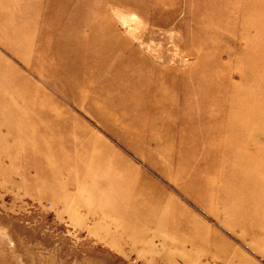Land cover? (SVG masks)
<instances>
[{"label":"rangeland","instance_id":"374dc122","mask_svg":"<svg viewBox=\"0 0 264 264\" xmlns=\"http://www.w3.org/2000/svg\"><path fill=\"white\" fill-rule=\"evenodd\" d=\"M0 264H264V0H0Z\"/></svg>","mask_w":264,"mask_h":264}]
</instances>
